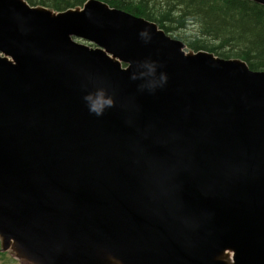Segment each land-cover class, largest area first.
<instances>
[{
  "label": "water",
  "instance_id": "95a60500",
  "mask_svg": "<svg viewBox=\"0 0 264 264\" xmlns=\"http://www.w3.org/2000/svg\"><path fill=\"white\" fill-rule=\"evenodd\" d=\"M0 239L26 264H264V71L101 0H0Z\"/></svg>",
  "mask_w": 264,
  "mask_h": 264
},
{
  "label": "trees",
  "instance_id": "16d2710c",
  "mask_svg": "<svg viewBox=\"0 0 264 264\" xmlns=\"http://www.w3.org/2000/svg\"><path fill=\"white\" fill-rule=\"evenodd\" d=\"M56 11L75 9L89 0H27ZM112 8L156 23L171 33L187 24L197 33L188 47L224 59L240 58L254 71H264V6L250 0H101ZM182 38L180 36L173 37Z\"/></svg>",
  "mask_w": 264,
  "mask_h": 264
},
{
  "label": "rangeland",
  "instance_id": "374dc122",
  "mask_svg": "<svg viewBox=\"0 0 264 264\" xmlns=\"http://www.w3.org/2000/svg\"><path fill=\"white\" fill-rule=\"evenodd\" d=\"M196 30L197 29L195 28L194 25L187 24L186 27L179 28L176 31H173L174 33H171V35L173 37H178V36L182 37V38H179L178 40L182 41L183 43H185L187 45L186 41H188V39H190V36H192L193 33H197ZM76 41L81 43V44H84L86 46L95 48V46L89 44L88 42H86L84 40L76 39ZM189 50H191V49L187 45V51H189ZM1 248H2V243H1V239H0V264H26L23 261H21L20 259L16 258V255L12 251L2 252Z\"/></svg>",
  "mask_w": 264,
  "mask_h": 264
}]
</instances>
